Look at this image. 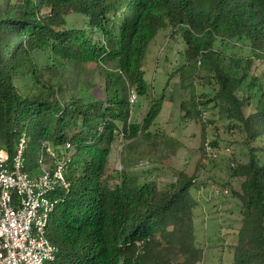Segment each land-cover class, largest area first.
I'll return each mask as SVG.
<instances>
[{
    "label": "trees",
    "instance_id": "16d2710c",
    "mask_svg": "<svg viewBox=\"0 0 264 264\" xmlns=\"http://www.w3.org/2000/svg\"><path fill=\"white\" fill-rule=\"evenodd\" d=\"M160 28L181 29L186 41V62L172 73L182 89L195 79L209 88L204 102L195 93L192 107L181 100L185 116L199 118L200 106L212 104L209 123L217 112L245 133L247 159L233 152L222 183L242 217L228 264H264V145L257 141L264 143V71L253 66L264 61V0H0V148L15 155L24 139L26 170L35 175L48 146L60 157L72 147L71 186L53 194L47 237L57 256L49 264H201L197 174L181 171L163 189L126 174L114 187L105 182L120 131L145 138L161 113L164 95L142 123L129 121V91L149 92L144 57ZM244 40L251 55L221 47ZM37 52L50 59L47 67ZM25 77L32 81L26 92L17 84Z\"/></svg>",
    "mask_w": 264,
    "mask_h": 264
},
{
    "label": "rangeland",
    "instance_id": "374dc122",
    "mask_svg": "<svg viewBox=\"0 0 264 264\" xmlns=\"http://www.w3.org/2000/svg\"><path fill=\"white\" fill-rule=\"evenodd\" d=\"M235 42L234 45L221 46L228 54L251 55V47L246 40ZM217 42L216 47L220 46ZM186 41L181 29L160 28L144 57L145 80L149 87L147 95L138 94L131 105L130 122L140 124L144 121L154 99L164 95L161 113L150 127L145 138L126 139L117 137L110 154L108 172L105 182L114 187L126 175L136 176L140 182H156L160 189L176 180L177 175L184 171L189 175L197 174V185L192 194L197 200L195 208V227L197 244L202 252L201 264L232 263L234 255L232 245L238 242V231L241 226V213L230 191L224 193L222 183L230 179L229 156L235 152L240 160L247 159V152L240 145L245 133L238 124H231L219 118L215 113V122L209 123L213 111L211 105L200 106L203 116L187 115L181 108V100L192 107L191 95L195 93L199 102L207 98L204 91H209L203 84L206 80L195 79L189 83V89L183 90L180 75L172 73L186 60ZM37 59L42 66L50 63L42 52H37ZM186 62V61H185ZM96 64L89 65L93 67ZM259 75H263L264 61L256 59L253 65ZM47 67V66H46ZM201 72V71H200ZM48 77V73H46ZM96 83L104 82V78L95 74ZM17 84L26 92L32 85L30 78H19ZM183 90V91H182ZM255 101V100H254ZM254 106L247 107V113ZM218 140L219 147L211 143ZM258 138V144L264 145ZM264 139V137H263ZM260 157L264 160V154ZM143 165H136L139 160ZM148 161L149 163H147ZM140 163V162H138ZM235 186L237 181L233 182ZM220 190V192H218Z\"/></svg>",
    "mask_w": 264,
    "mask_h": 264
},
{
    "label": "built area",
    "instance_id": "2783aa9c",
    "mask_svg": "<svg viewBox=\"0 0 264 264\" xmlns=\"http://www.w3.org/2000/svg\"><path fill=\"white\" fill-rule=\"evenodd\" d=\"M137 98L132 91L130 103ZM119 135L124 137L123 131ZM24 147L23 139L15 155L0 148V264H49L57 256V247L47 237L48 222L57 206L53 194L71 186L65 172L72 147L67 143L68 155L60 157L48 146L49 156H40L35 175L26 170ZM143 164L141 160L137 165Z\"/></svg>",
    "mask_w": 264,
    "mask_h": 264
},
{
    "label": "clouds",
    "instance_id": "9594fccd",
    "mask_svg": "<svg viewBox=\"0 0 264 264\" xmlns=\"http://www.w3.org/2000/svg\"><path fill=\"white\" fill-rule=\"evenodd\" d=\"M137 96H138V94H137ZM129 101H130V97H129ZM132 105V104H131Z\"/></svg>",
    "mask_w": 264,
    "mask_h": 264
}]
</instances>
